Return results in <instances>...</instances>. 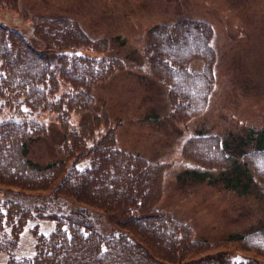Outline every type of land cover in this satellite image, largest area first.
I'll list each match as a JSON object with an SVG mask.
<instances>
[{
  "label": "trees",
  "instance_id": "1",
  "mask_svg": "<svg viewBox=\"0 0 264 264\" xmlns=\"http://www.w3.org/2000/svg\"><path fill=\"white\" fill-rule=\"evenodd\" d=\"M15 1L0 0V6L30 18L34 36L53 55L38 50L23 32L0 20V99L9 103L7 108L15 118L14 97L21 98L17 102L26 98L42 102L40 109L49 108L60 121L63 140L60 157L40 163L28 157L29 143L42 134L36 132L37 122L26 118L17 129L15 118L0 124V250L7 254L4 264H233L231 256H241L237 250H221L222 258L207 255L208 248L221 246L188 239L184 233L188 229L182 232V225L170 212L157 206L163 171L170 164L148 162L120 148L116 132L120 120L111 122L104 104L100 106L105 111H94L93 87L124 66L121 58L106 55L110 39L91 38L69 18L30 16ZM212 36L208 22L181 12L174 21L153 23L143 34L140 54L150 77L162 88L166 114L178 122L202 114L209 101L215 83ZM253 69L242 74L253 76ZM29 130L34 135L25 138ZM211 137L206 132L199 139L190 138L181 146L183 156L201 161L199 149L214 147L195 144ZM232 140L237 141L233 146L237 154L248 152L236 147H253L259 163L251 166L254 172L260 169L256 182L263 188L264 128L251 126L246 136L223 139V146L230 147ZM233 162L235 171L238 163ZM184 172L191 179L203 176L197 167ZM238 178L241 183L234 185L227 177L225 187L241 186L245 192L249 183L243 178L251 180L249 168ZM103 217L114 229H98ZM34 218L53 221L54 226L47 234L35 233L32 255L18 257L14 254L18 233ZM133 233L140 238H132ZM227 240L253 255L250 264H264V226L243 235L232 233Z\"/></svg>",
  "mask_w": 264,
  "mask_h": 264
},
{
  "label": "rangeland",
  "instance_id": "2",
  "mask_svg": "<svg viewBox=\"0 0 264 264\" xmlns=\"http://www.w3.org/2000/svg\"><path fill=\"white\" fill-rule=\"evenodd\" d=\"M15 2L19 10L23 9L30 16L69 18L91 38L110 39L106 55L121 58L125 67L117 69L106 81L93 87L94 111L99 113L104 110L100 106L104 104L110 121L120 120L116 131L120 148L138 154L148 162L170 164L163 171L161 200L157 206L170 212L172 218L182 225V232L188 229L184 232L189 235L188 239L211 247L220 245L219 248H208L206 254H212L213 258H222L219 254L221 250H237L243 257L227 254L231 256L233 264H250L254 261L249 251H239L241 249H237V245H229L227 239L232 233L243 235L264 226V187H259L256 182L260 178V169L257 172L252 169L259 161L252 146L236 147L239 150L245 148L248 152L245 155L237 154L233 147L237 141H230L232 147L225 148L223 139L229 141L230 137L246 136L251 126L264 128V0ZM178 12L212 26L211 44L216 54L215 85L209 91V101L202 114L186 123L166 114L162 88L150 77V71L140 54L146 29L156 22L174 21ZM0 20L23 32L38 50L53 55L46 48L47 45L34 36L30 18L0 6ZM251 67L254 68L253 76L248 80L251 84L248 87L242 72L248 75ZM18 99L21 98H13L14 108L18 109L16 118L7 108L9 103L0 99V124L5 119L15 118L18 124L13 126L17 129L26 118L37 122L34 124L35 128L39 127L36 132L42 134L39 139L29 143L28 157L40 163L60 157L63 138L61 123L56 115L45 106L40 109L42 102L30 101L29 98L24 102L15 101ZM20 113L24 114L20 116ZM89 115L92 113L86 119ZM31 131L25 133V138L34 135ZM204 132L212 137L200 139L201 142L195 145L214 148L199 149L202 158L198 163L183 156L181 146L190 138L199 139V134ZM235 159L238 166L234 171L232 164ZM196 167L207 173L204 178L191 179L192 175L184 172ZM246 167L251 177V180L243 178V182L249 183L246 191L242 192L241 186L226 188L227 177L234 185L241 183L238 175ZM211 179L216 182H210ZM53 226L54 222L47 219H28L18 233V246L14 254L18 257L32 255L35 233L47 234ZM110 226L114 229L103 217L98 229L101 232L110 231ZM132 238L139 239L140 235L133 233ZM6 257V252L0 250V264L5 263ZM219 261L224 262L222 259Z\"/></svg>",
  "mask_w": 264,
  "mask_h": 264
}]
</instances>
